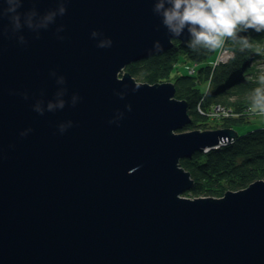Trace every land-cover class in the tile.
Segmentation results:
<instances>
[{"label":"water","instance_id":"water-1","mask_svg":"<svg viewBox=\"0 0 264 264\" xmlns=\"http://www.w3.org/2000/svg\"><path fill=\"white\" fill-rule=\"evenodd\" d=\"M33 6L39 19L60 4L25 0L19 11ZM153 6L69 0L47 28L0 35V264H264V179L184 195L194 178L180 160L238 131L181 130L191 115L175 83L125 69L155 41L162 51L190 39L173 37ZM58 99L64 108L48 111Z\"/></svg>","mask_w":264,"mask_h":264},{"label":"trees","instance_id":"trees-1","mask_svg":"<svg viewBox=\"0 0 264 264\" xmlns=\"http://www.w3.org/2000/svg\"><path fill=\"white\" fill-rule=\"evenodd\" d=\"M239 37H246L248 45L240 43ZM188 41L174 39L170 48L129 63L125 69L137 80L175 83L176 96L187 100L191 115L190 123L181 130L229 127L238 131L232 140L180 160L194 178L184 195L221 196L264 179V126L237 129L264 110V31H238V36L223 38L220 47L212 50L193 49ZM222 46L234 55L217 63ZM181 54L193 62L189 69L194 71L176 72L184 60ZM217 106L229 114L223 112L213 119Z\"/></svg>","mask_w":264,"mask_h":264},{"label":"clouds","instance_id":"clouds-1","mask_svg":"<svg viewBox=\"0 0 264 264\" xmlns=\"http://www.w3.org/2000/svg\"><path fill=\"white\" fill-rule=\"evenodd\" d=\"M25 0H0V35L6 32L15 33L22 28L36 31L39 28H47L54 22L57 14L65 15L67 9L65 5L69 0H58L60 7L58 10H49L45 15L37 19L36 7L21 13L19 9ZM33 4L37 0H32ZM153 13L161 18V23L173 37H180L185 29L190 36L189 46L193 49L208 48L209 50L220 47L225 37H236L238 31L253 30L256 32L264 31V0H153ZM6 5V6H5ZM7 18L8 25L3 21ZM100 33L93 31L91 35L96 37ZM38 38V37H37ZM23 41V37H20ZM63 40L64 37H58ZM239 42L248 45L246 37H239ZM112 46L111 39L97 44L99 48H109ZM153 48L160 51L162 45L155 41ZM152 51L151 49L149 50ZM55 74V73H53ZM58 83L64 84L65 77L60 76ZM260 89H256L259 92ZM64 93H58V97ZM126 93L119 95L123 99ZM27 99V95H24ZM77 97H73V106ZM65 101L58 99L56 103L49 102L48 111L55 108H64ZM131 111V105L126 106ZM34 111L40 115L44 114V109L38 103L34 106ZM123 114H121L122 118ZM117 121H109L114 123ZM72 126V121L66 124L61 123L59 131L65 132ZM31 130V129H30ZM24 136V134H21Z\"/></svg>","mask_w":264,"mask_h":264},{"label":"rangeland","instance_id":"rangeland-1","mask_svg":"<svg viewBox=\"0 0 264 264\" xmlns=\"http://www.w3.org/2000/svg\"><path fill=\"white\" fill-rule=\"evenodd\" d=\"M224 47L222 46L221 49L219 48V51H218V55H217V59L216 61L218 60V58L220 57L221 59H223V62H226L229 60V58H227V55L224 53ZM223 53V54H222ZM181 56V59H184V60H180L179 62V65H178V71H176L177 73H189V70L190 71H194V68L191 67L189 69V66H191L193 64L192 61L190 60H187L185 59V57L183 56V54L180 55ZM166 81H172V80H166ZM223 112H213L212 115H213V119H215L216 117L222 115ZM229 114V113H228ZM227 115V114H225ZM258 127V126H264V110H262V113L260 114H256V115H253V116H250V122L247 124V125H242V126H237V129L239 131H245L247 130L248 128H253V127ZM219 128H223V127H219ZM209 129H216V128H209ZM186 196H189V197H193L192 195H186Z\"/></svg>","mask_w":264,"mask_h":264},{"label":"bare ground","instance_id":"bare-ground-1","mask_svg":"<svg viewBox=\"0 0 264 264\" xmlns=\"http://www.w3.org/2000/svg\"><path fill=\"white\" fill-rule=\"evenodd\" d=\"M224 47V46H223ZM225 52V54L227 55V58H231V57H233V55H234V53H233V51H230V49L229 48H227V47H224V49H223ZM223 62V61H222Z\"/></svg>","mask_w":264,"mask_h":264},{"label":"built area","instance_id":"built-area-1","mask_svg":"<svg viewBox=\"0 0 264 264\" xmlns=\"http://www.w3.org/2000/svg\"><path fill=\"white\" fill-rule=\"evenodd\" d=\"M230 51H231V50H230ZM224 52H225V51H224ZM222 54H223V53H222ZM221 56H222V55H221ZM221 56H220V57H221ZM220 57H219L218 60L216 61L217 63L223 61V59H221ZM216 112H224V113H226V114L228 113V111H225L224 109H220V107H218V106L216 107Z\"/></svg>","mask_w":264,"mask_h":264}]
</instances>
